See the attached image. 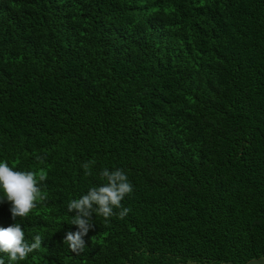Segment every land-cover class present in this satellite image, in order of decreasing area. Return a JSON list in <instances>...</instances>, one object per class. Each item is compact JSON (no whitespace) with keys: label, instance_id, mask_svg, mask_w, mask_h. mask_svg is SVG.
Here are the masks:
<instances>
[{"label":"trees","instance_id":"obj_1","mask_svg":"<svg viewBox=\"0 0 264 264\" xmlns=\"http://www.w3.org/2000/svg\"><path fill=\"white\" fill-rule=\"evenodd\" d=\"M0 161L46 175L27 217L0 203L42 237L4 264L264 255V0H0ZM103 169L130 211L93 214L77 255L67 203Z\"/></svg>","mask_w":264,"mask_h":264},{"label":"clouds","instance_id":"obj_2","mask_svg":"<svg viewBox=\"0 0 264 264\" xmlns=\"http://www.w3.org/2000/svg\"><path fill=\"white\" fill-rule=\"evenodd\" d=\"M84 169L89 165L85 163ZM86 174L90 172L86 171ZM100 178L104 183L94 185L79 198H73L67 203V211L74 212L68 222L76 226L75 231H66L63 243L74 254H80L86 247L84 237L93 227V214L103 217L106 221L112 216L124 219L130 209L124 207L122 201L133 192V185L128 180L124 170L103 169ZM46 179L45 174L39 175L32 171H17L10 167L6 161H0V190L3 196L0 203H10L11 218L16 221L18 217H27L29 212L35 207L37 197L43 200L45 197L40 195L39 183ZM119 210V211H116ZM31 243L25 238L22 226L13 223L7 228H0V253L8 255L9 261H23L30 253L41 247L42 237L37 234L32 237ZM0 264L4 260L0 258Z\"/></svg>","mask_w":264,"mask_h":264},{"label":"crops","instance_id":"obj_3","mask_svg":"<svg viewBox=\"0 0 264 264\" xmlns=\"http://www.w3.org/2000/svg\"><path fill=\"white\" fill-rule=\"evenodd\" d=\"M176 264H197V263L194 261H185V262L176 263ZM217 264H232V263L225 261V262H219ZM242 264H264V255L251 258V259L243 262Z\"/></svg>","mask_w":264,"mask_h":264},{"label":"rangeland","instance_id":"obj_4","mask_svg":"<svg viewBox=\"0 0 264 264\" xmlns=\"http://www.w3.org/2000/svg\"><path fill=\"white\" fill-rule=\"evenodd\" d=\"M128 264H132V263H128Z\"/></svg>","mask_w":264,"mask_h":264}]
</instances>
